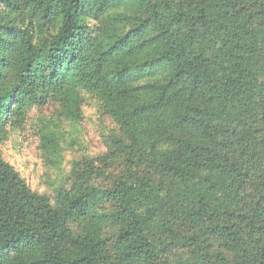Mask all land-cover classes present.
<instances>
[{
	"label": "trees",
	"instance_id": "trees-1",
	"mask_svg": "<svg viewBox=\"0 0 264 264\" xmlns=\"http://www.w3.org/2000/svg\"><path fill=\"white\" fill-rule=\"evenodd\" d=\"M82 91L117 129L37 192L2 145ZM0 264H264V0H0Z\"/></svg>",
	"mask_w": 264,
	"mask_h": 264
},
{
	"label": "rangeland",
	"instance_id": "rangeland-1",
	"mask_svg": "<svg viewBox=\"0 0 264 264\" xmlns=\"http://www.w3.org/2000/svg\"><path fill=\"white\" fill-rule=\"evenodd\" d=\"M84 116L71 121L60 115V105L49 101L32 106L21 125L11 128L9 140L2 145L3 155L37 192L54 196L69 185L73 163L106 151L108 135L117 129L104 115L100 101L82 91ZM45 135H54L59 153H48L42 146Z\"/></svg>",
	"mask_w": 264,
	"mask_h": 264
}]
</instances>
